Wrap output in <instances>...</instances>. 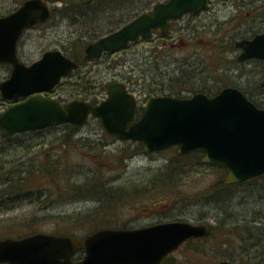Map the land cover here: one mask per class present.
Here are the masks:
<instances>
[{"label": "rangeland", "instance_id": "obj_1", "mask_svg": "<svg viewBox=\"0 0 264 264\" xmlns=\"http://www.w3.org/2000/svg\"><path fill=\"white\" fill-rule=\"evenodd\" d=\"M21 3L0 0V16ZM51 3L53 7L61 6V2ZM76 28L70 18L57 12L24 32L18 42L20 59L29 64L43 51L55 48H67L69 55L78 52L83 57L89 40H78L76 34L80 32ZM262 30L264 0H210L199 15H186L172 22L164 36L154 34L150 40L136 41L128 48L82 62L74 77L90 81L85 84L89 85L88 100L92 102L106 98L111 81H126L128 76L133 77L127 84L140 96V108L153 96L149 91L156 84L183 90L206 87L210 92L220 87H239L261 102L262 61L237 60L241 49L236 41L252 39L254 32ZM10 73L11 66L0 63V82ZM64 80L58 92L70 101L78 86ZM8 105L10 101L0 96V111ZM62 133L61 128H48L8 138L0 131V162L5 166H0V238L63 230L84 238L97 230L93 228L97 221L92 220L96 218L110 220L112 228H123L125 224L134 228L171 219L205 222L213 227L209 235L186 241L162 264H219L223 259L222 242L229 238L241 245L250 243L244 241V228L234 234L230 225L264 214V175L226 184L225 171L204 163L202 153H179L176 146L147 152L139 141L109 134L98 118L91 117L71 134L66 145L61 143ZM37 167H41L40 172L34 170ZM29 171L33 176L25 182ZM16 176L25 184L12 183L10 180ZM76 177L83 188L97 183L100 190L112 187L114 191H139V195L133 199L122 195L113 208L74 191L70 195L68 190ZM221 197L235 203L232 212L222 210Z\"/></svg>", "mask_w": 264, "mask_h": 264}, {"label": "water", "instance_id": "obj_2", "mask_svg": "<svg viewBox=\"0 0 264 264\" xmlns=\"http://www.w3.org/2000/svg\"><path fill=\"white\" fill-rule=\"evenodd\" d=\"M209 0H166L156 3L120 28L86 48V58L101 57L129 45L139 37L149 38L170 21L186 14H200ZM48 0H24L12 12L0 16V62L12 71L0 82L6 100H24L0 112V130L6 135L72 123L85 124L90 116L100 118L111 134L144 142L148 151L172 145L179 153L202 151L203 162L223 167L225 183H237L264 173V107L257 106L237 87L226 86L214 96L198 92L189 97L170 95L147 99L143 115L135 119L136 96L123 81L107 86V97L99 103L83 99L69 101L41 94L52 90L78 67V62L60 49H48L26 64L17 54V42L24 30L47 21L52 15ZM242 48L237 60L258 58L264 66V32L236 42ZM264 85V82L262 83ZM208 223L168 221L142 228H102L84 238L36 232L20 238L0 239V263L10 264H161L171 252L191 237L209 235ZM80 249L84 255L74 259ZM219 264H250L221 260Z\"/></svg>", "mask_w": 264, "mask_h": 264}, {"label": "trees", "instance_id": "obj_3", "mask_svg": "<svg viewBox=\"0 0 264 264\" xmlns=\"http://www.w3.org/2000/svg\"><path fill=\"white\" fill-rule=\"evenodd\" d=\"M22 1L23 0H21V2ZM49 1L55 2V3L61 2V6H55L53 8V15H55L57 12H60L61 16L65 18H70V20L73 21V23L77 27L76 31L80 32V34H76V36H78L77 37L78 40H85V41L89 40V42H91V41H94L100 38L106 33L112 32L120 28L122 25L130 21L135 16L151 9L154 4L160 1H163V0H49ZM14 9L15 7L12 10ZM62 50L64 51L66 55L72 57L74 60L79 62V65L82 62H85L87 60L85 58V54L83 55V57H81L80 54L77 52L76 54L74 53V56H71L69 55L70 51L67 48L66 49L63 48ZM74 75L75 73L71 74V76L68 77L66 81L70 83L72 82L78 86L77 90L75 88L76 95L84 96L83 97L84 99L89 98L88 91H87L89 85H86L85 83L88 82V84H90V81L80 80L82 77H79V76L74 77ZM126 81H133V77L128 76L126 78ZM177 83H180V81L176 82V85ZM171 85H174V84H171ZM222 88L223 87L217 88L216 92H210L209 90L206 89V87L196 88V87L189 86V89L183 90V89L176 88V87L166 88V86L163 84H156V85H153V88H151L149 93L153 91V95L190 96V95H183V94L186 92L187 93L193 92V94L196 92H205L208 95H214L217 92H219ZM243 91L258 106L264 107V100H260L261 102L256 101L252 99L246 93L245 90ZM80 127L81 126L68 123V124H63V125H58V126H52L50 128L63 129V133L60 139H61V143L66 145L67 143L70 142V138L72 136L71 134L74 135ZM68 129L69 131L67 132ZM3 135L6 136L5 134ZM6 137L12 138V136H6ZM0 166L5 167L3 162H0ZM40 168L41 167H37L34 170H36L37 172H40ZM9 172L6 171L5 174L8 175ZM32 176L33 175H31V172L29 171V173L26 174L25 182L28 179L32 178ZM78 180L79 179L76 177L75 183L71 185V190H68L70 195H71V192L73 193L74 191L75 194L78 193V195L80 196L82 195L84 197H88L102 204L112 205L113 208L115 207L114 204L116 205L119 204V201H120L119 199L122 195L128 194L130 197H126L127 199H131V198L133 199L135 195H139V191L136 193H134V191L132 192V190H131V193L126 192V191L123 192L119 188H115L117 189V191H114L112 190L113 189L112 187L107 188V190H100L99 187L96 185L97 183L92 184L90 188H86L87 186L83 188L82 187L83 182L82 181L79 182ZM4 181L5 180H3V182ZM10 181L12 183L16 181V183L18 184L20 183L21 185L25 184L24 180L19 178V176L13 177ZM97 181H99V177ZM224 186H227V185L225 184ZM136 190H139V189H136ZM219 195L222 196V194H219ZM221 199L224 201V205L221 206L223 208L222 210L223 211L226 210V212L228 211L232 212L233 209L235 208V203L231 201V199L228 200V198L226 197H221ZM253 218L255 219L250 220L248 218H245V219H242L241 222H236L233 225L229 224L230 226H232L231 228L233 229L232 231L234 234L237 233L236 232L237 229L244 228L245 230L244 232L246 233V237L244 238V241H248L250 243L241 245V244L236 243V241L228 238V240L222 242L221 244L220 252H221L222 258L228 259L231 261L245 260L252 264H264V214L260 213V215H255ZM92 220L97 221L96 224L93 225L94 226L93 228H95V230L106 227V226L112 227L114 225V224H111L110 220H107V219L96 218ZM84 221H87V219H85ZM128 226L129 225L125 224L122 227H128ZM211 228L213 227L211 226ZM57 234H71V233H69L66 230H63L62 232L57 231ZM254 247L257 248V250H252V248ZM83 253H84L83 249L79 250L75 255V259L81 258L83 256Z\"/></svg>", "mask_w": 264, "mask_h": 264}, {"label": "flooded vegetation", "instance_id": "obj_4", "mask_svg": "<svg viewBox=\"0 0 264 264\" xmlns=\"http://www.w3.org/2000/svg\"><path fill=\"white\" fill-rule=\"evenodd\" d=\"M172 22H174V21H172ZM264 30H262V31H256V32H254V33H260V32H263ZM154 34H161V36H164L165 34H167V33H162V31H161V29L160 28H157L156 30H154L153 32H152V37H153V35ZM152 37H150V39L152 38ZM150 39H147V40H150ZM140 40H145L144 38H139L137 41L139 42ZM18 47H19V45H18ZM18 52H19V48H18ZM18 57L20 58V56H19V53H18ZM11 66V65H10ZM11 71H12V67H11ZM70 76H71V74H70ZM70 76H68V77H70ZM68 77H65L64 79H66V78H68ZM126 80V79H125ZM131 82L132 81H128V83H130L131 84ZM63 83L64 82H61V83H59V84H57L56 85V87L52 90V91H50V92H44V93H42L46 98H52V97H58V98H60L64 103H66L67 101L63 98V97H61L60 95H59V92H58V89L60 88V86L61 85H63ZM76 93H74L73 92V95L75 96L74 98H83L84 96H81V95H75ZM24 98H26V97H22V98H20L19 99V101H21V100H23ZM86 99V98H85ZM88 99V98H87ZM10 104H12V101H10ZM140 114H141V111H139L137 114H136V118H138L139 116H140ZM171 220H183V219H171ZM171 220H166V221H171ZM166 221H155V222H150V223H146V224H143V225H139V227H144V226H149V225H153V224H157V223H162V222H166ZM197 223H199V222H197ZM0 264H8V263H0Z\"/></svg>", "mask_w": 264, "mask_h": 264}]
</instances>
